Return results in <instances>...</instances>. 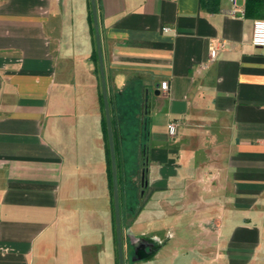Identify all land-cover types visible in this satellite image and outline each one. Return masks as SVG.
<instances>
[{
	"label": "crops",
	"instance_id": "crops-1",
	"mask_svg": "<svg viewBox=\"0 0 264 264\" xmlns=\"http://www.w3.org/2000/svg\"><path fill=\"white\" fill-rule=\"evenodd\" d=\"M95 4L123 264H264V15ZM90 9L0 0V264H118Z\"/></svg>",
	"mask_w": 264,
	"mask_h": 264
},
{
	"label": "water",
	"instance_id": "water-1",
	"mask_svg": "<svg viewBox=\"0 0 264 264\" xmlns=\"http://www.w3.org/2000/svg\"><path fill=\"white\" fill-rule=\"evenodd\" d=\"M90 6H91V12H92V21H93L94 34H95L99 73H100L102 96H103V103H104V113H105V119H106V129H107V136H108V145H109V150H110V160H111V167H112V184H113V197H114V216H115V227H116L118 264H123L122 236H121L120 214H119V203H118L116 162H115L114 147H113L112 129H111L110 117H109V111H108V102H107V95H106L104 70H103V64H102L100 36H99L95 0H90Z\"/></svg>",
	"mask_w": 264,
	"mask_h": 264
},
{
	"label": "built area",
	"instance_id": "built-area-1",
	"mask_svg": "<svg viewBox=\"0 0 264 264\" xmlns=\"http://www.w3.org/2000/svg\"><path fill=\"white\" fill-rule=\"evenodd\" d=\"M230 8L225 13L227 16L230 17H243L245 9L243 6L239 5L237 0H228ZM169 29L167 27L162 28V31L166 32ZM251 45L258 49L261 54L264 56V19H254L252 21V30H251V39H250ZM211 58H213V55L211 53ZM160 90L162 92L167 91V82H161L160 83ZM167 132L169 136L174 137L177 132V123L176 122H170L167 125Z\"/></svg>",
	"mask_w": 264,
	"mask_h": 264
},
{
	"label": "trees",
	"instance_id": "trees-1",
	"mask_svg": "<svg viewBox=\"0 0 264 264\" xmlns=\"http://www.w3.org/2000/svg\"><path fill=\"white\" fill-rule=\"evenodd\" d=\"M245 10L246 13L249 14L250 16H254L256 18H262L263 17V10H264V0H246V4H245ZM88 21L89 24L91 25V30L92 32L94 31V28L92 26V12L91 9L89 10V14H88ZM95 56V60H96V52L94 53ZM101 130H102V135H103V141H104V146H105V155H106V167H107V178H108V182L109 185L112 189V167H111V160H110V150H109V145H108V136H107V129H106V120L105 117H103L101 119ZM113 140H114V132H113ZM116 162V170H117V174H118V170L120 168L119 165V161L117 159H115ZM120 182V178H118L117 175V183ZM132 189H134V196H136L137 192L135 187H133Z\"/></svg>",
	"mask_w": 264,
	"mask_h": 264
}]
</instances>
